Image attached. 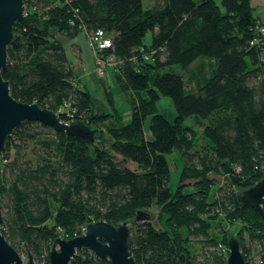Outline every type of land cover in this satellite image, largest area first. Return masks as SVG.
<instances>
[{
    "label": "trees",
    "instance_id": "obj_1",
    "mask_svg": "<svg viewBox=\"0 0 264 264\" xmlns=\"http://www.w3.org/2000/svg\"><path fill=\"white\" fill-rule=\"evenodd\" d=\"M24 1L34 7L14 23L1 71L11 95L49 108L63 121L87 124L96 134L86 143L38 121L14 129L0 156L1 231L9 243L36 264H47L54 238L79 235L98 219L128 221L136 264H224L230 235L247 260L248 242L257 243L264 264V217L236 198L237 190L264 177V50L249 0H155L149 8L142 0ZM79 23L112 38L106 53L114 55L111 75L129 97L127 121L116 111H98L75 82L57 35L75 36L83 31ZM202 57L213 61V69L190 90L172 66L184 69ZM161 94L172 100V121L158 112ZM189 116L202 128L200 147L195 128L184 123ZM28 140L38 146L34 159L20 155ZM175 150L183 164L172 189L167 155ZM153 205L155 222L152 216L134 220L136 210ZM219 221L226 224L221 230ZM229 224L238 227L235 234ZM191 236L213 247L206 261L191 255ZM69 264L109 262L83 247Z\"/></svg>",
    "mask_w": 264,
    "mask_h": 264
},
{
    "label": "water",
    "instance_id": "obj_2",
    "mask_svg": "<svg viewBox=\"0 0 264 264\" xmlns=\"http://www.w3.org/2000/svg\"><path fill=\"white\" fill-rule=\"evenodd\" d=\"M23 3V0H0V156L5 141L24 121H38L55 131L93 143L96 130L89 125L77 121H63L51 109L36 102L20 101L11 95L8 81L2 77L1 71L6 67L7 46L13 37V25L25 18ZM236 198L241 205L253 207L264 217V177L245 189L237 190ZM151 216L150 211L138 209L134 220H148ZM2 220L0 203V264H36L30 253H27L24 262L22 255L9 243L1 231ZM128 224V221H123L115 225L98 219L87 223L83 233L79 235L67 239L58 236L50 245L48 264H69L76 252L83 247L109 264H136L132 255L134 238ZM227 251L224 264H251L243 257L235 235L228 237ZM180 258L182 259V255Z\"/></svg>",
    "mask_w": 264,
    "mask_h": 264
},
{
    "label": "rangeland",
    "instance_id": "obj_3",
    "mask_svg": "<svg viewBox=\"0 0 264 264\" xmlns=\"http://www.w3.org/2000/svg\"><path fill=\"white\" fill-rule=\"evenodd\" d=\"M155 4V0H142V5L144 8L152 7ZM151 32H147L145 35V42L150 43L151 41ZM59 40L62 42V45L65 49L67 58L69 61L74 65H80L84 70H92L93 69V55L89 49V46L87 44V40L85 37V33L83 31L78 32L75 36H67V35H57ZM75 51L76 55L73 54ZM214 63L211 59H208L206 57L198 58L195 61H193L190 66L186 68H180L179 66H172V70L178 71L180 73L184 74V77L187 82V88L190 90H195L199 84L203 82V80L211 73L213 69ZM108 69V68H107ZM106 71V70H105ZM110 69L107 70L106 74H104L102 77L98 76L95 72V74L98 76V81L95 82L90 76L86 73L81 81L79 82V85L81 88H85L87 90L91 97L94 99V106L98 111L101 112H107L112 113L116 111L117 113H120L125 121L129 119L130 116V108L131 104L129 101L128 95L120 88L114 77L111 75ZM105 87L108 88L110 91L111 97H112V103L109 102V99L107 95L105 94ZM156 106L158 108V112L161 113L167 120L172 121L175 117V108L173 106L172 100L167 95H160L159 98L156 101ZM63 108V107H61ZM149 122V117H147L144 121V128L147 129ZM184 123L190 126H193L195 128V143L197 145H203L205 142V139L202 134V128L200 126L198 127L194 119L189 116L185 118ZM96 134V132H95ZM26 146L20 150V155L24 158H31L34 159V152L38 149V146L36 143H34L32 140L26 141ZM13 153V151H12ZM120 158V156H117ZM167 158L169 160V181L168 185L173 189L178 181L179 173L182 168V158L179 153V151L175 150L172 153L167 155ZM126 165L130 169H135L136 165L132 162H127ZM8 168L4 170L6 173L5 175H8ZM191 181L185 180V184L188 185ZM215 187H212L211 192L214 190ZM185 191L191 190V187H186L184 189ZM152 211V218L155 222V215L157 212V206L153 205L148 209V211ZM220 213V212H219ZM221 214V213H220ZM225 224L224 222H218L216 223V229L221 230V226ZM130 225V224H129ZM221 225V226H220ZM226 225V224H225ZM228 232H232L233 234L236 233L238 230V227L235 226V224H229L227 225ZM214 227L211 231H213ZM84 231V229H82ZM248 246L250 248V254H249V260L251 264H259L260 262V251H259V245L254 242H248ZM188 247L191 251V255L193 257H196L198 261L204 262L206 261V254L210 253L209 250L213 249V247L207 248V245L202 243L199 238H195L191 236L190 243L188 244ZM24 252V251H23ZM23 255V253H20ZM183 256V254H182ZM23 261L26 262L27 257L22 256ZM184 260V258H183Z\"/></svg>",
    "mask_w": 264,
    "mask_h": 264
},
{
    "label": "built area",
    "instance_id": "obj_4",
    "mask_svg": "<svg viewBox=\"0 0 264 264\" xmlns=\"http://www.w3.org/2000/svg\"><path fill=\"white\" fill-rule=\"evenodd\" d=\"M23 2H24L23 14L25 16L29 13L32 6L34 7V5L30 3V1L27 4L24 0ZM73 11L75 15H73V18H71V20L69 21L71 25L76 24L75 18H77L78 15L77 8H74ZM78 27L84 31L87 44L93 54L94 63H95V67H94L95 72L98 76L102 77L105 74V70L107 68L109 67L114 68L116 66L114 55L112 53H106V50L112 46V38L111 36L106 35L102 29H94L87 31L85 27L80 23L78 24ZM254 32L261 39L260 43L262 45V49L264 50V21H258L256 23V25L254 26ZM254 42L255 39H251L249 41L250 44H254ZM263 56H264V52H263ZM22 256L24 257L27 255H22ZM41 264H46V263H41Z\"/></svg>",
    "mask_w": 264,
    "mask_h": 264
},
{
    "label": "crops",
    "instance_id": "obj_5",
    "mask_svg": "<svg viewBox=\"0 0 264 264\" xmlns=\"http://www.w3.org/2000/svg\"><path fill=\"white\" fill-rule=\"evenodd\" d=\"M251 8H252V13L253 15L257 18L258 21H264V0H249ZM90 49V48H89ZM91 51V50H90ZM92 53V52H91ZM73 54L76 55L75 51L73 52ZM93 55V54H92ZM95 63H94V57H93V69L92 70H84V68H82L80 65L74 66L72 64V68L74 70V74L76 76L75 78V82L79 85V82L81 81V79L83 78V76L87 73L90 78H92L95 82L98 81V76L95 74ZM108 69H110L111 73V68L109 67ZM105 71V74L107 72V70ZM105 76V75H104Z\"/></svg>",
    "mask_w": 264,
    "mask_h": 264
}]
</instances>
